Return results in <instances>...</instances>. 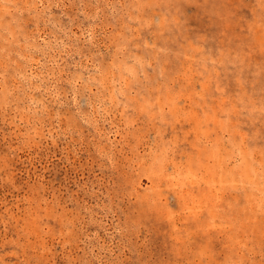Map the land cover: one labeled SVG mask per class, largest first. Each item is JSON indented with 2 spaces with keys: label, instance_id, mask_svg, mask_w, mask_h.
<instances>
[{
  "label": "rangeland",
  "instance_id": "1",
  "mask_svg": "<svg viewBox=\"0 0 264 264\" xmlns=\"http://www.w3.org/2000/svg\"><path fill=\"white\" fill-rule=\"evenodd\" d=\"M0 264H264V0H0Z\"/></svg>",
  "mask_w": 264,
  "mask_h": 264
}]
</instances>
